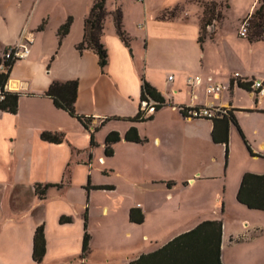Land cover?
Listing matches in <instances>:
<instances>
[{
  "label": "crops",
  "instance_id": "obj_1",
  "mask_svg": "<svg viewBox=\"0 0 264 264\" xmlns=\"http://www.w3.org/2000/svg\"><path fill=\"white\" fill-rule=\"evenodd\" d=\"M188 1L153 9L144 0L132 26L123 0H107L102 44L109 59L103 71L95 52L76 48L84 39L94 0H0V57L24 37L33 39L29 57L15 62L6 85L20 95L17 113L0 112V264H93L96 240L115 237L126 239L130 252L105 251L100 264H130L205 221L222 222V264L255 260V253L244 249L256 243L261 231L248 219L240 230L231 229L226 195L231 191L235 206L248 209L236 198L241 180L247 173L263 176L264 158L245 152L239 128L232 123L227 157L225 145L213 141V121L187 118L179 111L232 110L252 150L264 154V96L236 84L240 79L264 82V41L238 35L242 21L255 12L256 0H213L222 18L210 26L203 45L202 8L192 15ZM118 7L123 8L130 48L115 32L110 13ZM69 19L72 26L61 41L58 31ZM191 77L201 82L189 86ZM143 79L167 106L150 121L132 122L140 111ZM209 79L223 87L219 94L207 93ZM69 81L79 85L77 114L92 117L96 126L105 122L95 134L97 146L91 147V134L77 118L45 95L53 83ZM132 128L146 142H128L125 136ZM44 132L63 134L65 140L48 143L42 140ZM111 132L122 141L108 157L105 141ZM235 154L250 163L239 164ZM94 171L104 178L97 182ZM38 184L62 187L50 188L40 198ZM100 187L112 190L96 189ZM98 193L109 195L118 207L95 201ZM93 204L100 209L99 227L94 225ZM131 209L142 212L143 224L130 221ZM248 213L264 215L253 209ZM63 217L72 221L61 224ZM41 225L46 254L36 262L34 237ZM86 231L90 253L83 259Z\"/></svg>",
  "mask_w": 264,
  "mask_h": 264
},
{
  "label": "trees",
  "instance_id": "obj_2",
  "mask_svg": "<svg viewBox=\"0 0 264 264\" xmlns=\"http://www.w3.org/2000/svg\"><path fill=\"white\" fill-rule=\"evenodd\" d=\"M118 1V0H116ZM204 13L202 20V29L200 32L199 41L203 45L205 39L207 38V30L213 24V21H217L219 18V13L217 12V6L211 2H201ZM107 0H94L92 9L89 11L88 16L85 19L84 26V39L77 45V50L81 53L85 51H93L98 55V64L100 68L104 71L108 64V52L104 45L102 44V36L104 33L105 21L108 15L107 13ZM121 8H117L110 14L113 18L115 25V32L117 36L125 43L126 47L130 48V37L123 30V13ZM264 22V10L260 7L256 13L252 16L251 20V31H250V41H255L256 37L260 35L261 27ZM72 26V19H69L67 23L62 25L58 31L60 40L68 35L70 27ZM131 50V49H130ZM3 63L0 57V66ZM5 64L9 67L7 72H0V94L3 96V100L0 99V112L6 113H17L19 106L20 95L15 92L5 91L9 74L15 64V61L7 60ZM252 81H242L237 80L236 84L238 87L244 89L245 91L252 92ZM235 81L231 82V88L234 87ZM264 85V82H263ZM79 85L77 81H69L64 83L55 82L53 83L49 90L46 91L45 95L52 99L56 108L62 109L67 112L71 117L77 118L83 125V127L88 130L91 134V147L96 145L95 134L99 132L100 127L105 123H102L99 127H94L91 129V124L93 122L92 117H83L77 114L76 102H77V91ZM151 100L158 103L157 110L167 106L166 101L162 97L161 93L149 85L147 81L143 79L141 100ZM229 112V116L222 119L212 120L215 127L213 128V141L216 144H223L226 147V154H229V128L230 124L236 125L239 129L240 135L246 144L249 153L253 157L264 158V154L260 155L255 153L247 139L245 138L235 116ZM153 116L145 119L142 113L139 111L137 116L130 120L132 122H143L150 121ZM42 140L48 143L59 144L65 140L63 134H52L44 132L42 134ZM125 139L131 143H143L146 142L143 139L136 128H132L127 132ZM122 137L119 133L111 132L105 141V153L108 157L114 156L113 145L121 142ZM61 188L62 185H42L38 184L36 186V193L40 198L46 197L47 190L50 188ZM101 189H111V187H100ZM237 201L241 205L247 207L248 209H253L257 211H264V175L259 176L254 173H247L241 180V185L239 192L236 196ZM85 220L88 222V212L85 214ZM71 218L63 217L61 219V224L71 222ZM130 221L135 224H143L144 216L141 211L131 209L130 211ZM222 222L219 221H205L194 230L189 231L185 234L180 235L176 239L168 242L160 250L151 253L146 256H142L132 261L130 264H222L221 262V249L220 245L222 242ZM44 226L41 225L37 228L36 235L34 237V254L33 259L36 262H41L44 255L46 254V241H45ZM90 234L86 231L85 239L83 242V255L82 258L85 259L90 253Z\"/></svg>",
  "mask_w": 264,
  "mask_h": 264
},
{
  "label": "rangeland",
  "instance_id": "obj_3",
  "mask_svg": "<svg viewBox=\"0 0 264 264\" xmlns=\"http://www.w3.org/2000/svg\"><path fill=\"white\" fill-rule=\"evenodd\" d=\"M146 1L150 5L151 8L155 9V8H159V7L163 6L164 4L165 5L172 4L176 0H146ZM201 2H207V3L213 2L214 3L213 0H190L186 4H187L188 8L193 9V11L191 13L192 15L199 12V10H200L199 7L202 8V11H203L201 13V24H202L204 8H203ZM122 4L124 5V9L126 10L125 13L127 15V18L129 19L130 23H132V26H134L137 19H138L139 12L141 11V6H138V5L141 4L142 9H143L144 5L141 2H138L137 0H123ZM214 4L217 6V12L219 13V18L217 19V21H219L222 18V15H221L222 11H221L218 4H216V3H214ZM122 10H123V8H122ZM165 16H167V14H165ZM229 17L231 20V14L229 15ZM217 21H215V22L213 21L212 25H215ZM209 28H208V30H209ZM208 30H207V35H208ZM98 125H100V123ZM98 125L96 126V123L91 124L92 129L94 127H98ZM243 144H245L244 141H243ZM245 145H244L245 152L249 156H251V154L249 153V151ZM235 159L237 160V162L239 164L244 163L245 165L246 164L248 165L250 163V161L243 160L242 157L240 156V154H235L234 160ZM94 176H95L97 182L99 180H101V177L104 178L102 173H98V172H95ZM118 178L119 177L117 176V179ZM112 179H114L115 181L117 180L116 176H114ZM122 191H125L124 186L122 187ZM231 194H232L231 191H229L228 194L226 195L227 196L226 201L229 204V212H230L229 215L231 218V222H230L231 229L240 230L242 221L248 219V220H251L252 222H254L256 224L257 228L259 229V231H261L260 234H257L258 239L256 240V243L253 244V246H251L250 248L246 247V249H244L245 252L255 253V254H253L255 257V260H253V258H250L252 255H249V256L246 255L250 259L249 260L243 259V261H241V262H243L242 264H264V215L261 216V215L256 213V215L253 216L252 214L248 213V209L242 208L240 205L235 206V204L233 202L234 201L233 196H231ZM116 196H118V195H116ZM114 198H116V197H114ZM112 200H114V199H112L109 195L104 196L103 194H100V193H98L95 197V201H98V203H100L102 205L105 203L109 204V205H111V208H113V210H115V208L118 207L117 206L118 204H116L115 202L112 203ZM94 206L95 205L93 204V206H92L93 207V216H94L93 221L96 222V223H94V225L96 227H99L98 223H99L100 219L97 215H99L100 209H98ZM117 212H120V210ZM250 216H253V217H250ZM126 242H127L126 239L124 240V238H117V237L113 238V240L97 239L96 242L94 243V247H93L95 249V255H93V257H92L93 264H100L101 259H102V255L105 251H109L112 253L123 251L125 253H127V252L129 253L132 245H129ZM154 246H155V244L148 245L147 247H148V249H152Z\"/></svg>",
  "mask_w": 264,
  "mask_h": 264
},
{
  "label": "built area",
  "instance_id": "obj_4",
  "mask_svg": "<svg viewBox=\"0 0 264 264\" xmlns=\"http://www.w3.org/2000/svg\"><path fill=\"white\" fill-rule=\"evenodd\" d=\"M138 2L143 3L144 0H137ZM256 10L253 14H250L248 17H246L240 26V30H238V35L241 38H250V31H251V20L252 16L256 13V11L263 7L264 10V0H256L255 2ZM256 40H262L264 41V22L261 27L260 35L255 38ZM33 39L31 37H24L21 41L16 43L14 46H11L7 49L4 56H2L3 63L0 66V72H7L9 70V67L5 64L7 60L18 62L20 60H24L25 58L29 57L30 55V46L32 44ZM239 75H235V80L239 79ZM173 78V77H171ZM171 78H169L171 80ZM201 82L200 77H191L188 78L187 83L189 86H193L194 84L197 85ZM210 85L207 87V93L209 95H217L219 94L223 87L221 85L212 84L211 80L209 79ZM252 88L254 90L258 91V94L261 95V97L264 96V85L261 80H253L252 81ZM6 87L4 90H7ZM0 99L3 100V96L0 94ZM158 103L148 98L147 100H141L140 102V112L142 113L143 117L145 119L152 116L156 110H157ZM181 114L186 116L187 118H194V119H210L216 120V119H222L224 117L229 116V112H231L230 109L227 108H211V107H201V108H195V107H186V108H180L179 111Z\"/></svg>",
  "mask_w": 264,
  "mask_h": 264
}]
</instances>
